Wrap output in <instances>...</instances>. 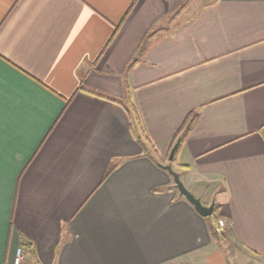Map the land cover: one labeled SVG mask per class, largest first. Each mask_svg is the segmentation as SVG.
Returning <instances> with one entry per match:
<instances>
[{"label":"crops","instance_id":"1","mask_svg":"<svg viewBox=\"0 0 264 264\" xmlns=\"http://www.w3.org/2000/svg\"><path fill=\"white\" fill-rule=\"evenodd\" d=\"M192 119L172 168L207 218L163 168ZM24 242L26 264H264V0H0V264Z\"/></svg>","mask_w":264,"mask_h":264},{"label":"water","instance_id":"2","mask_svg":"<svg viewBox=\"0 0 264 264\" xmlns=\"http://www.w3.org/2000/svg\"><path fill=\"white\" fill-rule=\"evenodd\" d=\"M180 146V141H178L176 143V145L173 147L170 156H169V161L171 164L164 166L163 168L166 169L170 175H172L174 182H175V186L177 188V190L179 191L180 195L185 197L186 200L194 206L195 210L202 216V217H211L214 212H215V205L212 204L210 206H206L202 203V201L197 198L193 193H191L187 187L184 185V183L182 182L180 175L178 173H176L173 168H172V163L175 160V155L176 152L178 150Z\"/></svg>","mask_w":264,"mask_h":264},{"label":"trees","instance_id":"3","mask_svg":"<svg viewBox=\"0 0 264 264\" xmlns=\"http://www.w3.org/2000/svg\"><path fill=\"white\" fill-rule=\"evenodd\" d=\"M187 3H188V1H186L185 3H184V5H183V9L186 7V5H187ZM152 38V36H148L143 42H142V44H141V46H140V51H139V55H142L143 54V52H144V50L149 46V43H150V39ZM138 61V59H136L134 62H133V64L134 63H136ZM133 64H132V66H133ZM131 68V67H130ZM129 112V111H128ZM130 118H131V121H132V126H133V128H134V134H136L137 132V125L139 124L138 122H139V117H138V114H137V112L136 111H133L132 112V114L130 113ZM194 123V120L192 119V120H189L188 122L186 121V123H185V125H184V127L182 128V130L180 131V136H179V141L181 142L183 139H184V137L186 136V134L189 132V130L191 129V126H192V124ZM142 139H140V141H141ZM21 247H23V248H25L26 247V243L24 242L22 245H21Z\"/></svg>","mask_w":264,"mask_h":264},{"label":"built area","instance_id":"4","mask_svg":"<svg viewBox=\"0 0 264 264\" xmlns=\"http://www.w3.org/2000/svg\"><path fill=\"white\" fill-rule=\"evenodd\" d=\"M231 223L226 220L219 219L215 225L214 232L218 236H223L227 233L228 228ZM26 249L23 247H19L16 253V258L14 264H26Z\"/></svg>","mask_w":264,"mask_h":264},{"label":"rangeland","instance_id":"5","mask_svg":"<svg viewBox=\"0 0 264 264\" xmlns=\"http://www.w3.org/2000/svg\"><path fill=\"white\" fill-rule=\"evenodd\" d=\"M224 235H226V234H224ZM224 235H223V236H224Z\"/></svg>","mask_w":264,"mask_h":264}]
</instances>
